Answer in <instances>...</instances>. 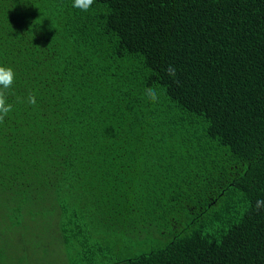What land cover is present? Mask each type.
Returning <instances> with one entry per match:
<instances>
[{
	"label": "trees",
	"instance_id": "1",
	"mask_svg": "<svg viewBox=\"0 0 264 264\" xmlns=\"http://www.w3.org/2000/svg\"><path fill=\"white\" fill-rule=\"evenodd\" d=\"M72 5L0 0V264H264V0Z\"/></svg>",
	"mask_w": 264,
	"mask_h": 264
},
{
	"label": "clouds",
	"instance_id": "2",
	"mask_svg": "<svg viewBox=\"0 0 264 264\" xmlns=\"http://www.w3.org/2000/svg\"><path fill=\"white\" fill-rule=\"evenodd\" d=\"M94 0H73V7L80 9L81 11H88L93 5ZM168 77L175 83L179 84L177 78V69L174 65L169 64L165 69ZM15 79V73L11 67L0 66V122H3L5 117L13 110V105L8 102L7 95L8 90L11 89ZM144 95L148 101L157 103L160 99V91L156 86L147 87L144 90ZM20 102L27 103L29 105L36 104V97L33 93L29 92L26 97L18 98ZM255 209L257 211L264 210V199H259L255 203Z\"/></svg>",
	"mask_w": 264,
	"mask_h": 264
},
{
	"label": "rangeland",
	"instance_id": "3",
	"mask_svg": "<svg viewBox=\"0 0 264 264\" xmlns=\"http://www.w3.org/2000/svg\"><path fill=\"white\" fill-rule=\"evenodd\" d=\"M43 219L47 220L48 225L53 223L48 217L43 216ZM55 231L58 232L57 229ZM50 236V233L42 232L40 234L33 232L27 238L29 243L28 249H30L32 254L30 264H71L67 261L65 248L62 247L59 241L55 244Z\"/></svg>",
	"mask_w": 264,
	"mask_h": 264
}]
</instances>
